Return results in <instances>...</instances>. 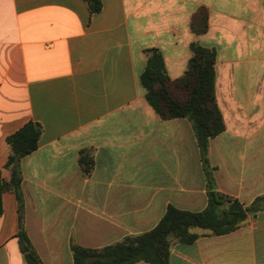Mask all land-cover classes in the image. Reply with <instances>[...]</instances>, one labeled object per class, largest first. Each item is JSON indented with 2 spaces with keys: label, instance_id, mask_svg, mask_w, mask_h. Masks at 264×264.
Wrapping results in <instances>:
<instances>
[{
  "label": "crops",
  "instance_id": "crops-1",
  "mask_svg": "<svg viewBox=\"0 0 264 264\" xmlns=\"http://www.w3.org/2000/svg\"><path fill=\"white\" fill-rule=\"evenodd\" d=\"M0 0V264H28L15 194L4 189L8 136L42 125L21 162L24 226L43 264H74L154 229L170 206L201 212L208 183L191 120H165L140 77L147 50L173 80L191 45L215 49L216 99L226 129L208 158L217 190L251 205L264 195V0ZM209 11L197 35L193 15ZM82 158L93 160L87 174ZM174 241L171 264H264V210L231 234ZM137 264H150L139 262Z\"/></svg>",
  "mask_w": 264,
  "mask_h": 264
},
{
  "label": "trees",
  "instance_id": "trees-1",
  "mask_svg": "<svg viewBox=\"0 0 264 264\" xmlns=\"http://www.w3.org/2000/svg\"><path fill=\"white\" fill-rule=\"evenodd\" d=\"M91 14L102 10V0H85ZM191 29L201 35L209 29V11L201 7L192 17ZM192 57L188 69L179 79H171L166 71L163 54L157 49L147 50L146 69L140 77L146 90V99L165 120L187 118L193 123L207 175L208 205L204 211L190 212L170 206L159 224L152 230L125 237L122 241L102 248L72 246L74 264H171L170 249L174 241L192 244L202 235L195 230L208 231L214 236L235 232L248 220L264 210V195L251 205H244L237 198L217 190L208 152L211 139L222 134L225 122L216 99L215 49L198 43L191 45ZM43 127L28 122L11 134L7 142L12 148L5 166L11 173L4 189L15 194L18 203L20 250L28 264H43L32 246L24 226L25 204L21 188V162L39 147ZM87 174L93 170V160L82 158Z\"/></svg>",
  "mask_w": 264,
  "mask_h": 264
}]
</instances>
